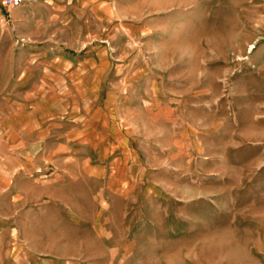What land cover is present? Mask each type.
<instances>
[{
	"label": "rangeland",
	"instance_id": "rangeland-1",
	"mask_svg": "<svg viewBox=\"0 0 264 264\" xmlns=\"http://www.w3.org/2000/svg\"><path fill=\"white\" fill-rule=\"evenodd\" d=\"M0 264H264V0L0 5Z\"/></svg>",
	"mask_w": 264,
	"mask_h": 264
},
{
	"label": "built area",
	"instance_id": "built-area-1",
	"mask_svg": "<svg viewBox=\"0 0 264 264\" xmlns=\"http://www.w3.org/2000/svg\"><path fill=\"white\" fill-rule=\"evenodd\" d=\"M37 0H0V5L5 12L10 13L12 10L20 8L26 4L35 3Z\"/></svg>",
	"mask_w": 264,
	"mask_h": 264
},
{
	"label": "crops",
	"instance_id": "crops-1",
	"mask_svg": "<svg viewBox=\"0 0 264 264\" xmlns=\"http://www.w3.org/2000/svg\"><path fill=\"white\" fill-rule=\"evenodd\" d=\"M40 1H41V0H37L36 2H40ZM36 2H35V3H36Z\"/></svg>",
	"mask_w": 264,
	"mask_h": 264
}]
</instances>
